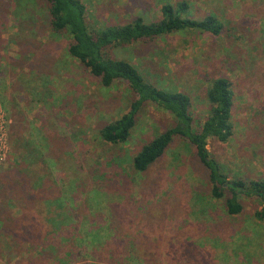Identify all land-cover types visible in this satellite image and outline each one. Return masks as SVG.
Listing matches in <instances>:
<instances>
[{
    "label": "rangeland",
    "instance_id": "374dc122",
    "mask_svg": "<svg viewBox=\"0 0 264 264\" xmlns=\"http://www.w3.org/2000/svg\"><path fill=\"white\" fill-rule=\"evenodd\" d=\"M81 1L91 30L137 16L157 22L162 5L183 1L193 19L208 13L221 19L226 27L220 37L178 32L111 49L109 55L132 63L154 86L188 95L196 128L207 114L208 81L227 77L234 93L233 134L226 143L207 141V150L230 180L264 176V0ZM13 6L14 0H0V110L9 121L8 155L0 164V228L8 227L17 211L7 204L9 174L28 164L30 142H37L43 145L36 186L49 190L40 202L48 204L47 220L48 196L63 197L66 215L76 221L85 216L103 230L98 249L90 253L77 241L80 247L62 264H264V217L255 216L262 210L260 200L242 196V212L228 215L224 201L210 197L207 171L193 147L178 137L146 171H133V156L172 125L171 115L146 104L126 143L102 141L100 129L125 114L134 95L125 83L102 87L68 55V35L52 32L47 22L35 23L26 34ZM29 12L45 20L43 0L28 3L21 16ZM22 40L33 46L31 54L18 44ZM41 132L53 140L52 148L60 145L64 151L46 150ZM15 221V241L30 251L35 229ZM1 233L0 264H29L20 246H9L14 237Z\"/></svg>",
    "mask_w": 264,
    "mask_h": 264
},
{
    "label": "trees",
    "instance_id": "16d2710c",
    "mask_svg": "<svg viewBox=\"0 0 264 264\" xmlns=\"http://www.w3.org/2000/svg\"><path fill=\"white\" fill-rule=\"evenodd\" d=\"M43 2L46 8L45 20L36 19L32 12L21 16L22 11L27 9L28 3L36 6L37 0L35 2L19 0L17 4L14 0V14L20 25L26 28V34L37 26L35 23H39L41 27V22H47L52 32L68 35V55L78 61L102 87L110 88L116 83H125L134 95L129 110L100 129L99 136L102 141L111 145L126 143L142 107L146 104L158 107L171 115L173 123L139 149L133 156L132 170L138 173L146 171L163 155L172 140L178 137L193 147L196 157L207 171L210 197L223 200L224 209L228 215L235 216L242 212L243 206L240 202L242 196H254L262 203V210L256 212L255 216L258 219L264 217V176L249 182L239 178L230 180L221 165L207 150V141L213 139L226 143L233 134L231 118L234 93L229 79L220 75L208 81L205 91L206 101L209 104L207 114L202 124L196 128L188 95L154 86L144 79L132 63L109 55L111 49L151 41L178 32L188 31L220 37L224 34L226 27L221 19L213 13L204 15L200 20L193 19L188 14L189 5L183 1L162 5L161 17L157 22L148 23L137 16L128 23L91 30L86 23V10L81 0H43ZM31 10L36 12L35 7ZM25 35L22 37L23 40ZM23 40L18 44H21L29 55L32 53L30 49H33V46L30 43H24ZM40 136L49 152L50 150L64 151L60 145L52 148L53 140L48 136L44 138V133L41 132ZM30 144L32 155L27 161L28 164L20 169L14 166L9 174L10 181L6 188L11 200H8L7 204L16 207L17 211L14 218L7 219L8 227L6 223H3L0 228L1 234L14 237L9 246L14 248L20 246L19 252L25 254L26 259H31L29 264H62L73 256L72 250L75 252V249L80 247L76 245L77 241L82 242L83 249L88 248V252H94L98 249L97 244H101L99 239L103 238L101 235L103 230H100L102 228H99L94 221L91 222L89 218L85 219V216L78 217L82 219L80 221L71 219V216L64 212L66 204L61 200L63 197L53 200L54 196H48L52 214L51 219L47 220L48 214L45 207L48 204H40V202L43 196H47L49 190L43 191L36 186L41 177L40 168H42L41 154L38 152L40 144L37 142H30ZM22 145L25 146L24 143ZM42 145L41 143L40 147ZM17 156L19 163H25L26 160L22 156ZM43 164H45L44 161ZM61 210L62 214L58 216ZM15 220L24 222L29 230L35 229L36 234L30 233L31 241L28 242L30 251L22 241L19 245L15 241V238L19 237ZM91 225L97 227L96 232L92 230ZM62 233H65L64 238L60 237Z\"/></svg>",
    "mask_w": 264,
    "mask_h": 264
},
{
    "label": "built area",
    "instance_id": "2783aa9c",
    "mask_svg": "<svg viewBox=\"0 0 264 264\" xmlns=\"http://www.w3.org/2000/svg\"><path fill=\"white\" fill-rule=\"evenodd\" d=\"M9 121L3 110H0V164L3 163L8 155V146H7V135L6 127L8 126Z\"/></svg>",
    "mask_w": 264,
    "mask_h": 264
},
{
    "label": "crops",
    "instance_id": "0c3cea01",
    "mask_svg": "<svg viewBox=\"0 0 264 264\" xmlns=\"http://www.w3.org/2000/svg\"><path fill=\"white\" fill-rule=\"evenodd\" d=\"M20 107H22V106L20 105ZM21 111H24V109H23V108H21Z\"/></svg>",
    "mask_w": 264,
    "mask_h": 264
}]
</instances>
